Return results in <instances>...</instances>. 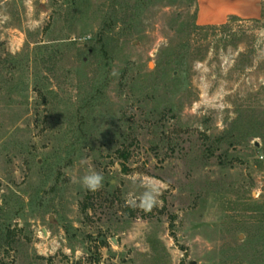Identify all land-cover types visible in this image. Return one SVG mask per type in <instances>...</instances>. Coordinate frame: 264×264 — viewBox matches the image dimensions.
<instances>
[{
    "label": "rangeland",
    "instance_id": "374dc122",
    "mask_svg": "<svg viewBox=\"0 0 264 264\" xmlns=\"http://www.w3.org/2000/svg\"><path fill=\"white\" fill-rule=\"evenodd\" d=\"M0 264H264V17L0 0Z\"/></svg>",
    "mask_w": 264,
    "mask_h": 264
},
{
    "label": "crops",
    "instance_id": "0c3cea01",
    "mask_svg": "<svg viewBox=\"0 0 264 264\" xmlns=\"http://www.w3.org/2000/svg\"><path fill=\"white\" fill-rule=\"evenodd\" d=\"M264 17V0H196V24L219 27L231 20L258 22Z\"/></svg>",
    "mask_w": 264,
    "mask_h": 264
},
{
    "label": "clouds",
    "instance_id": "9594fccd",
    "mask_svg": "<svg viewBox=\"0 0 264 264\" xmlns=\"http://www.w3.org/2000/svg\"><path fill=\"white\" fill-rule=\"evenodd\" d=\"M103 177L97 173H93L90 176H86L83 179V183L87 188L92 191L97 190L99 187L102 186Z\"/></svg>",
    "mask_w": 264,
    "mask_h": 264
},
{
    "label": "trees",
    "instance_id": "16d2710c",
    "mask_svg": "<svg viewBox=\"0 0 264 264\" xmlns=\"http://www.w3.org/2000/svg\"><path fill=\"white\" fill-rule=\"evenodd\" d=\"M122 157H124V159H128V156L125 153H122ZM101 245H105L106 241H103L100 243Z\"/></svg>",
    "mask_w": 264,
    "mask_h": 264
},
{
    "label": "water",
    "instance_id": "95a60500",
    "mask_svg": "<svg viewBox=\"0 0 264 264\" xmlns=\"http://www.w3.org/2000/svg\"><path fill=\"white\" fill-rule=\"evenodd\" d=\"M256 146L259 147V144H257ZM113 242L117 244V241L115 239L113 240Z\"/></svg>",
    "mask_w": 264,
    "mask_h": 264
}]
</instances>
